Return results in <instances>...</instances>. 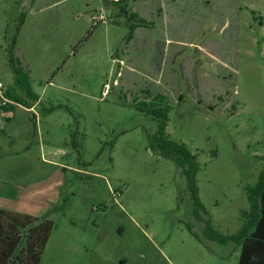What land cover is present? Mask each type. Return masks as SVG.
<instances>
[{
  "label": "rangeland",
  "instance_id": "374dc122",
  "mask_svg": "<svg viewBox=\"0 0 264 264\" xmlns=\"http://www.w3.org/2000/svg\"><path fill=\"white\" fill-rule=\"evenodd\" d=\"M127 9L145 20L131 39L103 0H0V83L34 102L15 39L40 98L0 105V185L38 189L37 216L54 222L39 264H238L240 246L206 224L237 233L264 168V0ZM156 95L170 137L197 155L199 214L182 168L148 146Z\"/></svg>",
  "mask_w": 264,
  "mask_h": 264
},
{
  "label": "trees",
  "instance_id": "16d2710c",
  "mask_svg": "<svg viewBox=\"0 0 264 264\" xmlns=\"http://www.w3.org/2000/svg\"><path fill=\"white\" fill-rule=\"evenodd\" d=\"M127 1L103 0L107 7L118 8V16H125L130 29L128 39H131L138 23H144L145 20L138 17L136 13L128 11ZM252 13L255 11L253 10ZM15 43L16 40L14 39L9 50V60L15 78L21 83L26 96L36 101L39 96L32 91L26 74L14 57ZM22 76L25 77L22 78ZM6 94L19 103L23 102L15 95L14 91L6 90ZM161 101H163L161 95H156L147 110L149 114L159 119L156 132L149 136L148 146L154 154L172 160L182 168L187 178L196 212L199 214L202 204L196 179L199 170L197 155L186 143L175 141L170 137L167 131L170 107L167 105L164 109L159 108ZM24 102L27 103V101ZM144 105L146 106V103ZM14 106L9 104L2 107L10 110ZM261 159L264 162V156H261ZM247 194L249 208L243 212L244 222L237 233L219 235L212 228L210 222L206 224V230L213 239L220 242L234 241L240 246L238 264H264V168L257 183L247 189ZM60 208L61 206H55L51 212ZM53 227L54 222L47 215L38 217L0 208V264H39Z\"/></svg>",
  "mask_w": 264,
  "mask_h": 264
},
{
  "label": "crops",
  "instance_id": "0c3cea01",
  "mask_svg": "<svg viewBox=\"0 0 264 264\" xmlns=\"http://www.w3.org/2000/svg\"><path fill=\"white\" fill-rule=\"evenodd\" d=\"M40 100L38 98L36 101H34L30 106H25L21 103L19 105L15 106H25L27 110H32L35 106V104ZM0 185L1 191H0V208L13 211V212H20V213H25V214H30L33 216L38 215V211L40 207H42L43 203L41 205L39 204V195H38V189L35 185H24V184H14L11 185L9 182H4ZM60 182H57L56 185H52L51 192H48L49 198H51L52 201H57L58 197V189L55 188L56 186H59ZM3 195L6 196L5 202L3 199ZM50 201V200H49ZM45 205V204H44ZM240 255V252H239Z\"/></svg>",
  "mask_w": 264,
  "mask_h": 264
},
{
  "label": "built area",
  "instance_id": "2783aa9c",
  "mask_svg": "<svg viewBox=\"0 0 264 264\" xmlns=\"http://www.w3.org/2000/svg\"><path fill=\"white\" fill-rule=\"evenodd\" d=\"M98 20H100V21H105L106 20V17H105L103 12H101V14L99 15ZM9 104L19 105V103L15 99L9 97L6 94V91L4 90L3 84L0 83V105L6 106V105H9Z\"/></svg>",
  "mask_w": 264,
  "mask_h": 264
}]
</instances>
